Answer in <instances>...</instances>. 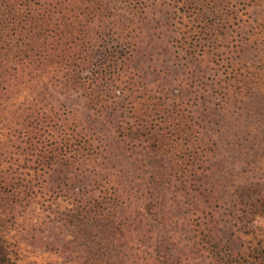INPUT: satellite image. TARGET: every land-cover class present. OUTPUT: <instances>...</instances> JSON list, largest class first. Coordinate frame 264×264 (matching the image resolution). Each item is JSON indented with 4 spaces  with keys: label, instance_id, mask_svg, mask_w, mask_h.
Wrapping results in <instances>:
<instances>
[{
    "label": "trees",
    "instance_id": "obj_1",
    "mask_svg": "<svg viewBox=\"0 0 264 264\" xmlns=\"http://www.w3.org/2000/svg\"><path fill=\"white\" fill-rule=\"evenodd\" d=\"M157 7L170 20L165 54L180 68L158 70L163 81L149 87L145 68L130 63L141 22ZM24 92L26 103L11 104ZM205 95L221 112L254 119L247 128L264 140V0H0V264H21L11 231L40 203L55 204L57 219L84 236L64 264H181L165 241L138 258H126L128 241H113L129 222L130 198L114 174H101V140L66 100L114 117L112 137L155 192L133 214L163 223V185L196 190L195 176L214 159L215 141L194 114ZM55 171L89 182L65 190L48 179ZM242 172L221 189L220 204L167 220L192 233L205 264H264V180Z\"/></svg>",
    "mask_w": 264,
    "mask_h": 264
},
{
    "label": "rangeland",
    "instance_id": "obj_2",
    "mask_svg": "<svg viewBox=\"0 0 264 264\" xmlns=\"http://www.w3.org/2000/svg\"><path fill=\"white\" fill-rule=\"evenodd\" d=\"M150 9L152 7L148 11ZM154 12V15L149 14L141 22L144 32L138 40L135 56L130 63L132 68H145L149 87L163 81L161 77L156 76L158 70L164 68L174 73L180 68L179 65L171 64L165 54L169 50L167 41L171 35L168 32L170 20L167 9L157 7ZM27 95L26 92L19 94L11 104L26 103ZM66 104L69 108H74L83 128L98 135L101 140V174H114L124 184L130 198L127 211L129 222L120 228L113 238L114 242L128 241L126 258L134 253L135 258L141 257L146 246L151 244L152 248L156 243L165 241L171 254L182 259L181 264H205L194 244L192 233L187 228L170 224L168 218H175L193 210L196 205L204 208L208 204H220L223 198L221 189L230 185L238 175L245 174L243 170L249 171L256 179L260 178V181L264 180V140L261 141V135H257L253 128H247L249 121L254 119L248 117L245 123L236 116L221 112L216 108L214 98L205 95L198 101L194 114L201 126V132L215 141V155L209 163L207 173L200 177L195 176L196 190L174 181L163 185L159 191L164 195L161 211L167 213L163 223L153 222L150 217L137 218L133 212L146 203L151 192H155L148 189V176L136 156L126 145L112 137L114 117L92 114L82 106L81 98L76 96L66 100ZM247 133L250 137H247ZM48 179L65 190L78 189L89 182L88 179H72L60 171L53 172ZM256 179L255 182L258 181ZM59 201L65 206L61 199ZM59 208L60 211L63 209ZM219 212L220 208L217 210L218 214ZM58 213L55 204L50 206L44 203L42 206L40 203L27 209L18 218L11 234L18 244L21 264H64L71 257V249L77 247L84 236L81 232L62 224L57 219ZM216 219L221 222L220 234L226 247L236 251L238 246L230 241L229 232L224 227L225 219L218 215ZM255 224H261L259 219ZM141 236L147 239L144 245L138 242Z\"/></svg>",
    "mask_w": 264,
    "mask_h": 264
}]
</instances>
